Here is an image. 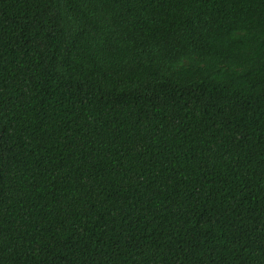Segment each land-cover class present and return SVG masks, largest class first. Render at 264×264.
Returning a JSON list of instances; mask_svg holds the SVG:
<instances>
[{"label":"trees","instance_id":"16d2710c","mask_svg":"<svg viewBox=\"0 0 264 264\" xmlns=\"http://www.w3.org/2000/svg\"><path fill=\"white\" fill-rule=\"evenodd\" d=\"M0 264H264V0H0Z\"/></svg>","mask_w":264,"mask_h":264}]
</instances>
